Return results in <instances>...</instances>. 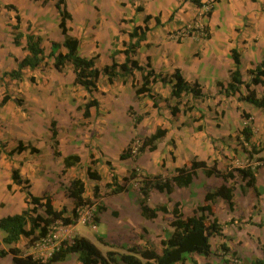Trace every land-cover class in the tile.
Listing matches in <instances>:
<instances>
[{"label": "crops", "instance_id": "0c3cea01", "mask_svg": "<svg viewBox=\"0 0 264 264\" xmlns=\"http://www.w3.org/2000/svg\"><path fill=\"white\" fill-rule=\"evenodd\" d=\"M55 1L0 0V77L4 72L15 70V60L20 61L27 55L28 35L40 38L46 63L32 70L23 69L19 80L8 77L0 80V103L7 97V101L0 104V142L5 146L4 150L0 149V219L26 208V192L53 199L60 194L62 159L69 155L80 157L79 166L89 162V156L93 155L96 165L104 169V175L100 173L101 179L107 175L109 180L116 177L119 183L132 169L139 175L161 174L169 178L176 168L193 159L207 164L215 161L219 171H224L226 166L244 165L246 153L242 146L248 145L239 136L247 124L242 112L254 121L250 143L256 144L264 133V108H255L243 100L247 93L244 86L235 95L225 97L219 94L217 83H229V72L234 69L233 52L238 55L244 83L250 81L249 71L261 63L264 57V0H202L200 8L186 0H65L70 15L66 23L68 34L79 41V56L94 58L98 70L110 66L113 61L122 64L125 61L123 51L128 49V44H135L131 58L144 69H151L167 80L178 70L187 82H197L201 86L208 97L193 100L188 96L186 100L191 102V112L178 117L172 116L169 110L173 100L168 82L156 80L149 96L138 99L132 84L139 82V72L134 71L133 76L119 73L111 83L100 74L96 91L88 93L74 84L71 65H66L61 72L55 70L51 54L67 52L62 45L64 37L59 28L60 15ZM207 6L211 8L210 15L203 17L201 14ZM16 16L20 19L19 31L23 35L19 46L14 45L11 30ZM198 24L206 32L201 28L192 29ZM135 27L143 31L146 28L145 40L130 39L129 34ZM252 88L258 97L262 96L264 86ZM90 100L96 101L97 107L90 108L89 117L83 118V105ZM129 109L134 116L129 115ZM215 112L219 114L217 118L213 116ZM189 116L203 120L192 122ZM134 117H141L137 125ZM52 121L56 123L60 157L53 155L49 130ZM256 127H259L258 135L255 134ZM158 128L166 130V135L157 142L156 150L120 160L119 155L124 149L140 143ZM20 142L30 144L36 152L27 149L8 156L7 153ZM84 143L89 144L85 151L79 148ZM100 145L108 149L111 145L120 146L115 157L108 159L106 150L102 151ZM13 170L28 183H13ZM81 180L84 185L92 182L94 186L91 180ZM134 181L126 185L125 192L108 195L103 203L105 210L99 214L98 223H102L104 216L109 218L117 213L120 221L110 225L108 222L107 235L116 237V246L141 247L154 240L160 243L172 231L169 226L166 229L159 223L164 217L169 223L172 220L169 214L159 213L153 220L142 217L137 183L131 184ZM61 182L66 186L63 178ZM221 185L228 186L222 179L207 177L198 171L188 187L174 188L169 196L172 202H168L166 194L151 190L148 204L150 207L166 205L170 210L173 203H179L182 215L191 217L197 206L204 202L205 194ZM255 186L259 192V210L264 207V168L257 171ZM62 194L60 204L53 200L54 207L59 210L65 206L70 211L67 204L73 209V203L65 197L64 190ZM119 196L123 197L117 204L115 201ZM255 200L253 190L244 182L240 188L236 185L235 207L230 216L233 218V214H239L241 209L245 210L241 214H250ZM222 206L226 207V203L217 199L212 208L222 209ZM76 225L66 227L84 237L75 231ZM222 234H226L224 230ZM4 235L0 230V250L7 251L13 246L22 250L19 243L24 239L16 245H6L2 241ZM196 256L193 258L197 259ZM73 257L76 258L71 255L68 259ZM10 260L11 256H4L0 258V264H10Z\"/></svg>", "mask_w": 264, "mask_h": 264}, {"label": "trees", "instance_id": "16d2710c", "mask_svg": "<svg viewBox=\"0 0 264 264\" xmlns=\"http://www.w3.org/2000/svg\"><path fill=\"white\" fill-rule=\"evenodd\" d=\"M200 8L203 6L202 0H186ZM56 8L60 15L59 28L64 37L63 47L67 50L65 54H57L53 57V67L55 70L61 72L66 65H71L74 74V84L81 86L88 93L96 91L97 82L100 74L107 77L108 83L113 82L118 74L124 76H133V72L140 73V80L132 84L136 98L141 96H149L151 86L160 80L170 85V98L173 104L169 106L172 116L178 117L180 114H186L191 111L192 107L183 104V99L190 96L193 100L204 99L208 97L207 94L202 92L201 86L197 83L187 82L178 70L171 75L167 80L160 78L153 70H146L139 65L136 60L131 58L135 44H128L127 48L123 51L125 61L122 64H117L115 61L110 66L104 67L101 71L94 65V58L84 59L78 54L79 41L68 34L66 23L70 20V15L65 8V0H56ZM8 9H14L12 6H7ZM210 12L206 16L209 17ZM148 18H146L147 20ZM145 20V21H146ZM20 19L16 16L15 25L11 26L13 43L16 46L20 45L22 33L19 31ZM204 32L205 28L203 29ZM146 31V28H145ZM145 31L140 27H135L132 33L129 34L130 39L137 38L138 41L145 40ZM140 32V34H138ZM26 51L27 55L20 61H16V69L9 72H4L0 77H8L11 80H19L21 78L23 69H35L41 65H45V57L43 49L40 47V38H34L32 35L26 37ZM55 45V44H54ZM234 60V69L229 72L230 81L226 85L217 83L219 94L225 97L233 96L239 92L241 86L246 89V95L243 100L251 104L253 107L262 109L264 108V92L261 97H258L252 86H264V57L261 63L255 66L254 69L249 71L250 81L244 83L241 79L239 71V59L235 52L232 53ZM134 79V78H133ZM167 80V81H166ZM7 97H4L0 104H4ZM97 107V102L90 100L83 105V118L89 117V109ZM129 115L134 116L131 109L128 110ZM242 118L247 121V124L239 132L242 142L249 145L247 151L248 161H251L254 156L262 152V147L251 144L253 137L252 123L249 122L251 116L242 113ZM141 121V117H134V124L137 125ZM50 133L52 150L54 157H60L58 132L56 123H50ZM166 135V130L158 128L152 135L144 138L139 146L136 148L135 153H132V147L129 145L119 155L120 160H125L133 156H138L145 151L152 152L156 150L157 142ZM29 150L31 153L36 150L30 145L18 143L17 147L7 153L12 156L15 153H20L24 150ZM262 158H257L256 162H262ZM80 164V157L78 155L65 156L62 159V170L60 177L63 178L70 168L76 167ZM110 166L109 162H106ZM257 167H251L249 163L243 168H234L226 171H219L216 163L208 165L205 161L197 159L191 160L189 163L182 167L176 168L173 175L169 178L163 177L161 174L157 175H139L135 169H132L127 177L122 178L123 184L119 183L116 177H112L111 183L105 185L109 190L110 195H119L126 191V184L132 180L140 178L139 188V206L141 215L147 220L155 219L158 214H169L172 220L169 222V227L172 230L169 237L160 241V251H155L150 248L148 244L144 246H129L126 247L125 253H117L116 251L109 250L103 254L93 243L88 239L81 236H73L70 240H62L59 242L58 248L54 250L47 259L34 257L31 254L24 253L20 248L13 246L7 251L0 250V258L4 256H11L12 264H57L65 262L71 255L76 256L79 264H197L193 259L194 255L209 257L212 253L211 239L224 238L222 234V225L219 223L215 216L212 205L217 199H221L227 204L230 211L234 210V179L235 176L245 183V186L251 188L256 197L259 192L255 186ZM198 171H202L207 177L215 176L222 179L227 185H221L214 191L206 193L204 202L198 206L193 216L185 218L180 210V204L174 203L173 207L169 210L166 205H157L150 207L148 205L149 194L151 190H156L159 193L170 196L174 188L188 187ZM86 178L99 183L101 176L98 172L92 170L88 166L85 170ZM11 180L17 185L27 184V180H22L18 176V172L13 170L11 172ZM64 188L65 197L70 199L73 203L71 215H67V208L63 206L61 209H56L51 196L42 195L35 197L29 192L25 193L26 209L21 213L8 215L0 219V230L5 234L3 243L6 245H16L21 239L28 240V244L34 245L35 242L46 237L52 227L57 223L62 226L74 225L79 216L77 210L83 207H92L94 204L91 199L85 197L86 189L83 181L79 178L69 179L66 186L61 184ZM93 198L97 199L99 194V187L97 184L93 186ZM168 201H171L168 199ZM38 209L42 210V215L38 213ZM105 210L103 204L95 206L93 223L97 224L99 218L97 215ZM117 216V213H114ZM142 239V237H140ZM99 243L104 245L105 242L102 238H97ZM219 249L227 253L229 251L225 244H221ZM261 256L255 257L251 260L250 264H264V247L260 250ZM226 263L228 261L225 260Z\"/></svg>", "mask_w": 264, "mask_h": 264}, {"label": "rangeland", "instance_id": "374dc122", "mask_svg": "<svg viewBox=\"0 0 264 264\" xmlns=\"http://www.w3.org/2000/svg\"><path fill=\"white\" fill-rule=\"evenodd\" d=\"M132 81L134 82L135 80L132 79ZM186 98L187 97H185L183 99V104H187L189 107L191 102H190V100H186ZM190 112L191 111H188L187 113H190ZM183 115H185V114H183ZM213 116H216V118H217L219 116V114L217 112H215V114H213ZM195 118H196V116H194V117L189 116V120L192 122L203 120L202 117H199L196 119ZM249 122L252 123L251 125H252V131H253L254 121L252 119H250ZM258 129H259V127L255 128V134H257V135H258V131H257ZM261 136L262 137H259V138L256 137V139L258 138V140H257L258 143L254 144V145L262 147V149H263L262 152H264V133H262ZM88 145L89 144L84 143L79 148L83 149L85 151L86 147H88ZM101 145L104 146L103 143H101ZM137 145L138 144L135 143L132 146L137 147ZM102 146L100 148L102 151L106 150L105 155L109 156L108 159H113V157H115V154L117 153L120 145H113V146L111 145L110 149H108L107 147H102ZM4 147L5 146L3 144H1V142H0V149L4 150ZM242 149H244V152L246 153V162L244 163V165H242V167L226 166L224 171L229 170V169H234V168H243L246 166L247 163H249V165H251V167H253V168L258 166L257 171L260 168H264V154H261L262 152L259 155L254 156L251 161H248L247 151H249V145H248V147L242 146ZM5 152H7V151H5ZM80 152H82V151H80ZM82 155H85V153L84 154L82 153ZM259 157L262 158L263 161L258 163V162H256V160ZM89 158H90V160L86 164H85V162H83L82 166L78 165L73 170L67 171V174L65 176H63V181L67 184V181L69 179H73V178H79V179L86 180L87 179L86 174H85V170L87 168L86 165L90 166L92 168V170L98 172L99 175H100V173L101 174L103 173V175H104V169L101 167V165H96L97 162L95 160H93L94 159L93 155H90ZM84 161H85V159H84ZM109 161H111V160H109ZM214 162L215 161L208 163V165H212V163H214ZM111 179L112 178L110 177V180H109L108 176L106 175L104 177V179L103 180L101 179V181L99 183H94V185L97 184L99 187V194H98L97 199L93 198V193H92L93 192V186L91 184L92 182H87V185H85V189H86L85 197L91 199V202L94 204V206H92V207L86 206V207L80 208L79 214H78L79 218L75 222V225L77 224L75 227V231H77L80 235L84 236L91 243H93L103 254H105L109 250L116 251L117 253L121 254V253H125L127 246H124V245L116 246V245H114L117 242V239L114 235H112V237H107V235H108V222L110 225V224H118L120 221L119 219H117L116 216H114L112 214L110 215L109 218H105L106 216H104V218H103L104 222L96 224L97 230L94 231L92 229V224H93L92 221L94 218L95 206L103 204L105 201V198L108 195H110L109 190L105 187V185L108 183H111ZM106 181H109V182L106 183ZM121 181H122V179H121ZM139 182H140V178L136 179L134 182H131V184L137 183V187L140 188ZM242 182L243 181L239 178V176L236 175L235 179H234V187L237 185V187L240 188ZM60 183L62 184L61 177H60ZM61 184L59 187V193L60 194H58L54 197V199L57 201V204H60L61 203L60 201L63 199L62 191L64 190V188L62 187ZM121 184H123V182H121ZM122 197L123 196H119V198H116L117 201H115V203L119 204L120 203L119 201L122 200ZM258 197H256L257 200L254 201V207H253V209H251V213L247 214V215L241 214V213H245L244 212L245 210L241 209V210H239V214H237V215L233 214L234 217L232 218L229 213L233 212V211H230L228 209L227 204H226V207L222 206V209L219 207H217V209L214 207L212 208L215 216L217 217V219L219 221V223L222 225V227H224V228H222V231L224 230V232L226 233V234H223V236L225 235L224 236L225 239L219 238V237L212 238L211 239L212 253L210 254V256L209 257L196 256L197 259L195 257L193 258L196 262L198 260L200 261L198 264H250L252 259H254L255 257L261 256L260 250L264 247V207L262 209H259V210L257 209L258 204H259ZM54 199L52 197V200H54ZM168 199H170L169 196H168ZM168 202H172V200L168 201ZM173 204L171 205V208L173 207ZM202 204H200V205H202ZM67 205L70 208V211H67V212H69L71 215L72 206L69 203ZM234 205H235V202H234ZM118 209H121V208L118 206ZM23 210H21L20 213ZM38 213L41 215L43 214L42 210H40V209H38ZM258 213H260V214L258 215ZM99 216L100 215H97L98 218H99ZM82 218H85V219L89 218V221L91 223H89V221L83 222ZM164 218H163L162 222L159 221V223L161 225H163L164 227H166V229H167V227L169 226V223ZM235 221H236V223H234ZM78 222H79V224H78ZM75 233L76 232H74V230L72 231L70 228H67V227H66V229H65V227L61 228L60 224H56L54 227H52L51 232H50V236L53 239V242L57 243L61 240L69 239L68 237L71 238L73 236H76ZM57 235H58V238L57 239L54 238ZM165 236H168V234L165 233ZM101 237L107 239V240L105 239V241H104L106 245L99 243L97 241V238H101ZM23 239L24 240H22V242L19 243V246L22 248V251L26 254H28L30 252L36 256V250L34 249V245L30 246L28 244V240L25 238H23ZM221 244L227 245V247L229 249V251L227 253H225L224 251L219 249V246ZM148 246L150 248H153V247L156 248L157 251H159L161 249L160 243L158 240H154L153 242L149 243ZM46 247H48V246H46ZM45 253H47V250L45 251ZM225 260L228 261V263H226ZM10 264H12V262H10ZM62 264H79V263L77 262L76 258L73 257V258H69L66 262H64ZM119 264H122V263H119Z\"/></svg>", "mask_w": 264, "mask_h": 264}, {"label": "built area", "instance_id": "2783aa9c", "mask_svg": "<svg viewBox=\"0 0 264 264\" xmlns=\"http://www.w3.org/2000/svg\"><path fill=\"white\" fill-rule=\"evenodd\" d=\"M210 10H211L210 6L205 7L204 8V12H202L201 16L207 17L206 15H207L208 12H210ZM200 28L202 30L204 29L202 26H199V24L198 25H194L192 27V29L194 31H197ZM136 144H138L137 145V147H138L139 146V143H136ZM137 147L136 146L132 147V153H135ZM138 190H139V188H138ZM79 210L80 209L77 210V214H79ZM82 220H83V222H85V221L87 222V221H89V218L88 219L82 218ZM89 223H91V222L89 221ZM92 223H93V221H92ZM57 224H60V223H57ZM61 228H64V226L61 225ZM65 229H66V226H65ZM92 229L94 231H96V224H94V223L92 224ZM54 238L57 239L58 238V235L55 236ZM68 238L69 239H66V240H70L72 237L71 238L68 237ZM59 242L54 243L53 242V239L51 238L50 233H49L46 237H44V238H42L39 241H37V242L34 243V249L36 250V256L34 254H31V255H33L34 257L41 258V259H44L45 260V259H47L50 256V254L54 250H56L58 248ZM46 246H48V247H46ZM46 250H47V253H45Z\"/></svg>", "mask_w": 264, "mask_h": 264}]
</instances>
